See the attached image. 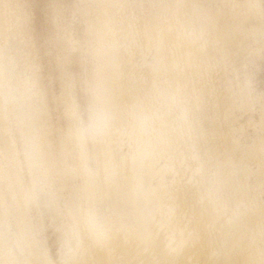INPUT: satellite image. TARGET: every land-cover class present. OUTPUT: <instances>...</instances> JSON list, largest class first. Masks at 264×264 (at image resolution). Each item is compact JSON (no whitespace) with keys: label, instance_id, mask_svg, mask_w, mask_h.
I'll use <instances>...</instances> for the list:
<instances>
[{"label":"bare ground","instance_id":"1","mask_svg":"<svg viewBox=\"0 0 264 264\" xmlns=\"http://www.w3.org/2000/svg\"><path fill=\"white\" fill-rule=\"evenodd\" d=\"M84 1L80 13L90 15L87 33L94 43L88 47L93 45L89 50L96 59L83 76L90 96L86 125L74 90L82 78L76 82L67 65L76 42L56 36L63 52L58 58L61 92L59 98L45 97L42 87L33 90L36 77L30 83L16 79L19 60L7 58L13 46L3 44L9 37V10L15 5L0 0V264H264V201L245 183L251 172L243 163L247 148L237 147L232 123L220 133V126L209 128L211 136L217 133L222 139L221 160L201 150L218 162L220 174L215 169L211 173L218 178L211 180L205 170L209 158L206 163L202 158L205 169L194 166L200 161L197 148L203 147H197V139L205 143L209 135L200 120L211 54L243 30L229 25L219 4L212 11L206 0H148V10L136 11L137 17L125 0ZM221 1L231 8L228 14L235 24H241L235 0ZM54 10L59 14L60 8ZM150 51L149 62L143 56ZM62 102L65 129L49 121V106ZM13 120L22 150L12 134ZM17 151L24 153L29 182L22 178ZM256 152V157L251 154L258 160L261 152ZM165 173L174 175L170 182ZM53 187L68 195L61 201L64 210ZM41 204L59 232V262L37 238L44 223L31 219L33 207Z\"/></svg>","mask_w":264,"mask_h":264},{"label":"rangeland","instance_id":"2","mask_svg":"<svg viewBox=\"0 0 264 264\" xmlns=\"http://www.w3.org/2000/svg\"><path fill=\"white\" fill-rule=\"evenodd\" d=\"M12 1H13L12 4H14L17 7H15V6H14V8L11 7L12 9L9 10V16H10V17L8 16L9 20H10V23H9L10 29L8 28L9 29L8 30L9 31L8 32L9 37H8V42H6L7 41L6 40V41H4L3 44L4 45H11V46H13V49H14V50L12 49L10 51L11 53L10 52L6 53V57L8 55L9 57H7V58L14 59V56H15L19 60L18 64L15 66L16 67L15 72L17 71L15 73L16 79H20L21 80L20 82H22L23 80L26 79L30 83L31 80L34 79L33 77H36L37 81H35L36 78L34 81L32 80V85L35 82V85L33 86V90L40 89V88H38L40 86L44 90L43 93H44L45 97L47 96L48 98H50V95H51V97L57 95L56 98H59L60 92H61V82L62 81H60L58 61L61 59L60 56H62V54H63V52H61V50H60L61 49L60 45H58V42L60 39L59 36L62 37L63 35H65L67 37H70L71 39L74 40V42H76L75 43L76 44V50L75 51L73 50L72 54L70 55L71 61H69L67 65L70 68V70H72L73 74H75V76L77 78L78 77L82 78V79L80 78L81 80H79V78L77 80L75 79L76 82L78 80L79 81L77 83L75 82L76 87L74 88V90L76 91V93L74 91L73 96L75 93V97H77V100H78L77 103H78V108H79V112H80V117L83 120V123H85V125H86L88 122V119L90 117L89 112H88V110H89L88 109V103L89 102H87V101H89L90 96L88 95V92L87 93L85 92V91H87V89L84 90L85 85H86V81L84 80L85 77H83V76H85L86 73L90 69L92 70V67L95 65V62H96L95 61L96 59L94 58L95 56L91 55L92 51H90L92 49L93 45H91V47H88V46H90V44L94 43L93 41L89 40V36H88L89 34L87 33V31H88L87 27L89 25V18L88 17L90 15L86 17V15L85 16L81 15L82 12L80 13V11L84 10L83 8H80V7L84 6L86 8V5H85L86 2L84 0H21V1L12 0ZM74 1L75 2L77 1L76 4L77 3L78 4L76 5ZM125 1H127L128 5H130L132 7V8L129 7V10L133 9L132 12L135 15L137 14L136 11H139V13H142V11L145 12L144 10L145 9L148 10V8H149L148 6L150 5V3H149L150 1L148 2V0L147 1L146 0H137V1L136 0H125ZM140 1H143L142 3L146 8L143 7L142 4H140V6L138 5L140 3ZM206 1L208 4H211V5H208L206 3V5L208 7H210V6L212 7V8L210 7V9L212 11L217 10L218 7L220 6L219 8L220 9L222 8L221 11L223 10L224 12H226L224 14H226V16H228L227 18L229 19V25L232 24L235 28L238 27L237 29H240V31L241 30H243V31L239 32V35H237L238 37L236 36L235 38H232L231 41L229 39H227L228 41L224 39L223 40L224 45H222L223 42L220 44V46L222 47L221 51L219 50L220 49L219 48L218 49L219 52H212V54H211V57L212 56L213 57L212 58L210 57V60H211L212 64L213 65L215 64V65H214V67L212 65V67H211L212 69H210L211 73L210 72H209L210 74L208 73L210 75L209 76L210 78L208 77V75L206 76L209 79L206 80V83L208 82L207 87H205V89L203 90L202 110L204 113L201 111V114L203 113L202 114L203 116L201 115L203 117V118L201 117L203 122L200 120V124L202 123L204 125V127H202V126L201 127L206 129V130L203 129V131H205L206 133L209 132L208 133L209 135H207V137L209 136L210 139H208L206 137L207 138V142H206L205 141L206 138L205 137L203 138L204 142L208 143V144L202 143L199 140V139H202L201 137H199L197 139V145H198L197 147H199V148L202 146L203 147L200 149V151L197 148V150H198L197 153L200 154V155L199 154H197V155H198V157L200 156L201 158L200 157H199L200 159L198 158V160H200V161H197V162H199V164H197V162H196V163H194V166L197 165V167L201 166L202 168H204L203 165L208 161V159H205V157L209 158L210 163L211 162L213 163L214 160L211 159V157H212L211 153L212 152L214 155L212 158L215 157L214 159H216V157L219 156V157H217V161L221 160L222 151L220 149H218V147H219L220 143L222 142V139H219L221 137H219V134H217V133L216 134L218 135V137H216L217 135L215 133L214 134L212 133L213 135L211 136L209 128L213 129V127H217V129H218L219 128L218 126H220V128L218 129V132L220 133V131L222 130L221 128L225 129L226 128L225 125L232 123L230 126L231 127L233 126V128L230 127V129L232 132V136H234L233 139L235 140L237 147L239 149H241V151L246 150V148H247L246 152H243L244 153L243 163L246 162V165L244 163V165H245L244 167L247 168L246 170H248L249 172L251 171V172L249 173L248 178H246L247 181L245 180V183H246V185L251 186L250 188H253V190H251V189L250 190L253 192L255 191L256 195L258 194L257 197H259L260 200L264 201V180H263L264 179V175H263L264 174V167H262V166H264V152H263L264 150H262V148L264 149V46H262V45H264V42H263L264 41V33H262V32H264V12L261 11L260 12L261 16L258 17L260 14L255 15L250 10L248 12L247 11L248 9L236 7V6L239 7V5L244 3V1L246 2L247 0H243V1L242 0H235L234 2H236V4H237L235 6V8H237L236 10L239 12L240 16L242 17L241 18V24L244 22L242 25L241 24L238 25V24H235L236 22L232 20L233 19L232 14L231 13L228 14V12H229V10H231V8L228 9L229 6H227V4L226 5L221 4V2H222L221 0H206ZM15 2H16V4L19 3L18 4L19 6L16 5ZM240 2H242V3H240ZM258 2H259V0H258ZM135 4L137 7H141V8L140 9L137 8V10H136ZM218 4H219V6H218ZM55 5H57V6H55ZM75 6H77V7H75ZM54 7L57 9L60 8L59 14H57V13L55 14ZM215 8H217V9H215ZM61 10H62V12H61ZM132 12H131V14H132ZM53 13L55 15H57V18H55L56 16L53 17L54 16ZM139 13L135 17H137L139 15ZM134 14H132V15H134ZM11 15H12V17H11ZM246 15H247V17H246ZM248 15H250V16L248 17ZM243 17H245V18H243ZM250 18H251V20H250ZM259 18H261V21L258 20ZM85 19H88V20L86 21ZM15 20H17V21H15ZM56 20H58V21H56ZM18 22L20 23V25H18L19 24ZM21 23H22V25H21ZM260 24H261V28H260ZM14 25H16L17 28H15L16 26H14ZM54 25H56V26L53 27ZM57 25L59 27H57ZM245 25H246V27H245ZM250 26L253 28L254 31H250V30H252V29H250L251 28ZM15 31L16 32L18 31L20 34L16 33ZM259 31L263 34V36ZM258 32L260 34H258ZM252 33L255 37L252 36ZM242 34H244L245 36ZM14 35H16V36H14ZM56 36L59 37V39ZM243 36H244V38H241ZM56 38H57L58 42L56 41ZM243 39H245V40H243ZM254 39L260 40L261 42L260 41L257 42ZM232 40H233V42H232ZM240 40L241 41L243 40L242 43L239 42ZM89 41H90V43H89ZM55 42H57V43H55ZM237 42L239 44L241 43V45H239ZM229 43H230V45H229ZM234 43H235V45H234ZM239 46L241 49L239 48ZM243 46H245L244 49H243ZM58 48H60V49H58ZM224 48H225V50H223ZM237 48H239L241 51ZM87 49H88V53H87ZM242 49L244 50L243 52H242ZM256 51H257V53H256ZM221 52H223L224 54ZM233 52H235L237 54H235V53L233 54ZM148 53H149V56H147ZM214 53H217V54H215V57H214ZM83 54H85V55H83ZM220 55H221V57H219ZM83 56L86 59L84 60V58H81V60H82L81 61L80 57H83ZM143 57H144V59H146L149 62L152 61L151 60V59H153L152 52L151 51L147 52L145 54V56H143ZM58 58H60V59L58 60ZM216 59H218V60H216ZM213 61H215V62L213 63ZM216 62H217V64H216ZM221 63H222V65H221ZM224 65H226V66L224 67ZM85 66L86 67L88 66V67L86 68ZM85 71H87V72L85 73ZM20 73H21V76H20ZM25 75L29 78L27 79ZM17 76L18 77L20 76L23 79L18 78ZM218 78H220V79H218ZM225 83H227V84H225ZM34 87L37 89H34ZM243 92H244V94L245 93L246 94L244 95ZM240 98H242V99H240ZM247 100H249V101H247ZM250 100H251V102H250ZM224 104L226 107L224 106ZM234 104L237 106H235ZM248 104H249V106H251L250 108H249ZM224 109L226 110L225 112H224ZM49 112H51L49 121H51L54 126H59L61 129L64 127V129H65L66 121H64V120L66 119V117H65V112H64V103L62 102V103H59L57 105L51 104L49 106ZM11 118L14 120L16 119V117L14 115H13V117L11 116ZM14 120L11 123V126L13 127L12 129H14L12 134H13V137L16 138L15 141L17 144V149L22 150L20 148V147H22V145L20 144V140H19L20 135L18 134L19 133L18 130L15 129ZM225 120H227L229 122L226 123ZM230 120L231 121L233 120V121L231 122ZM215 122H216V126H214V125L212 126V124L213 123L215 124ZM223 126H225V127H223ZM202 128H201V130H202ZM213 139H214V141H212ZM237 139H238V141H237ZM209 140H211L212 143H210ZM216 143L218 144V146H216L217 145ZM199 144H201V145H199ZM204 144L206 146L210 144V147L209 146L205 147ZM255 144H257V145H255ZM211 145H214V147L212 148L213 150L209 149V148H211ZM125 146L122 147L123 152H125L127 149V147H125ZM255 147H256V149L259 148V149H257V152H259V153L261 152L260 154L255 151ZM206 148H208V149L206 150ZM251 148H254V149H252V151H251ZM260 149L262 151H260ZM201 150L205 154L207 153L208 156H211V157L206 156L207 154L206 155L203 154V152ZM208 150L209 151L211 150V152H209ZM17 152H19V151H17ZM20 152L17 155L19 156L18 158H19V160H21V164L23 165L25 163L24 157H23L24 153H22V152L20 153ZM255 152L257 154H259L258 157H260V158L258 160H257V158L253 159V157H252V154H253V156L256 157V154H254ZM201 153L204 155L203 157L201 156L202 155ZM202 158H203V160H205V163L202 160ZM262 160H263V163H262ZM257 161H258V163H256ZM185 162L186 161H183L182 164L184 165ZM209 162H207L205 164L206 169L205 168L204 169L206 171H210V172H208L210 175V179L214 180L215 178H218L216 176V174L217 175H218V173L220 174V170L216 169V168H218V166H217L218 162L217 163L215 162L216 164L213 163L215 165H213L211 163L212 167L210 166ZM191 163H192L191 165H193V162H191ZM201 163H202V165H200ZM24 165L22 166L23 168H21V170H23L21 172V175L25 177V178L22 177L23 180L24 179L27 180L26 177H28V178H30V177L27 174V172L25 171ZM160 165H163L162 160L160 162ZM187 165H188V163H187ZM207 165H208V168L211 167L209 170H207L208 169ZM214 169H215V171L218 170L217 173L214 171ZM214 172L216 174H212L214 176L213 177L211 175V173H214ZM172 175L173 174L165 173L164 176L167 179V181L170 182L171 179H173ZM27 181H25V182H27ZM54 187H53V190L56 189V192H57L58 187H56V188H54ZM259 188H261V189H259ZM248 189H249V187H248ZM56 194L57 195L59 194V196H60L58 198V202H59L58 206H59L60 210L61 209L64 210L65 206H63L64 203H62V202H64V199H66V196H68V195L67 194H66V196L62 195L60 189L58 190V193H56ZM261 195H262V197H261ZM68 198L69 197H67V199ZM42 205L43 204H41L39 206V208L33 207V209H32L33 211L30 212V215H32L31 219H32V222H38L41 220L44 223L42 231H39L36 233L37 238L39 239L41 245L45 249H47L48 253L51 255V258L54 261L59 262L62 254H63V252H62L63 247L61 245L62 243H61V240L59 237V232L56 229L54 222L50 218H48V216L46 215L47 206H45V205L42 206ZM60 206H62V207H60ZM263 245H264V243H263Z\"/></svg>","mask_w":264,"mask_h":264},{"label":"clouds","instance_id":"3","mask_svg":"<svg viewBox=\"0 0 264 264\" xmlns=\"http://www.w3.org/2000/svg\"><path fill=\"white\" fill-rule=\"evenodd\" d=\"M243 9L260 10L264 12V0H259V3H243L239 5Z\"/></svg>","mask_w":264,"mask_h":264}]
</instances>
